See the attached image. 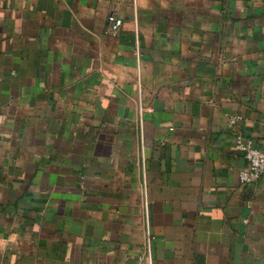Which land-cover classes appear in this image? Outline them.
<instances>
[{"label": "crops", "instance_id": "0c3cea01", "mask_svg": "<svg viewBox=\"0 0 264 264\" xmlns=\"http://www.w3.org/2000/svg\"><path fill=\"white\" fill-rule=\"evenodd\" d=\"M238 130L264 153V0H0V264H147V228L264 264Z\"/></svg>", "mask_w": 264, "mask_h": 264}, {"label": "built area", "instance_id": "2783aa9c", "mask_svg": "<svg viewBox=\"0 0 264 264\" xmlns=\"http://www.w3.org/2000/svg\"><path fill=\"white\" fill-rule=\"evenodd\" d=\"M122 19L115 14H109L107 17L108 32L116 34L122 26ZM138 55V53L136 52ZM143 111L144 108L140 107ZM240 117L236 115L228 116V127L236 128L240 123ZM233 148L240 153L246 160V166L239 171V179L242 183H251L258 179L264 178V153L257 147L253 138L244 136L240 130L234 134ZM152 242L153 237L149 230L146 229L144 249L139 256L140 261L152 264Z\"/></svg>", "mask_w": 264, "mask_h": 264}]
</instances>
